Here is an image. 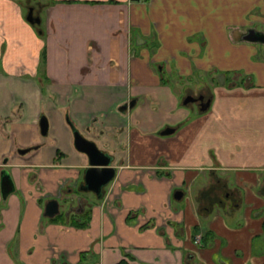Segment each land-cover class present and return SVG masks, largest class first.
I'll list each match as a JSON object with an SVG mask.
<instances>
[{
    "label": "crops",
    "instance_id": "obj_1",
    "mask_svg": "<svg viewBox=\"0 0 264 264\" xmlns=\"http://www.w3.org/2000/svg\"><path fill=\"white\" fill-rule=\"evenodd\" d=\"M249 25L264 0H0V264H264V48ZM200 91L204 112L201 93L184 104ZM76 131L115 179L83 212L45 217L80 197Z\"/></svg>",
    "mask_w": 264,
    "mask_h": 264
},
{
    "label": "water",
    "instance_id": "obj_2",
    "mask_svg": "<svg viewBox=\"0 0 264 264\" xmlns=\"http://www.w3.org/2000/svg\"><path fill=\"white\" fill-rule=\"evenodd\" d=\"M27 21L31 24L39 23V19L33 17L32 11H29ZM243 40L250 43L264 44V33L251 29L243 36ZM195 101V98L188 96L184 100V104L186 105ZM199 106L201 111L204 112L208 109L209 102H204L203 97H201L199 99ZM39 128L41 135L46 136L49 130V124L45 117L40 119ZM74 145L76 150L86 155L89 160L91 168L87 171L85 177L88 189L93 190L97 195H100L101 189L110 183L115 177L116 170L111 166L112 158L99 151L95 143L85 139L77 131L74 132ZM25 152L26 151L24 150L20 151V153ZM12 191H14V188L10 176L6 173H2L1 192L3 197H7L10 193H12ZM182 197L183 193L181 191H177L174 194V199L177 201L181 200ZM58 207L59 204L57 201H49L45 206V217L53 218L58 215Z\"/></svg>",
    "mask_w": 264,
    "mask_h": 264
},
{
    "label": "flooded vegetation",
    "instance_id": "obj_3",
    "mask_svg": "<svg viewBox=\"0 0 264 264\" xmlns=\"http://www.w3.org/2000/svg\"><path fill=\"white\" fill-rule=\"evenodd\" d=\"M91 167H90V165H89V167H88V169L86 170V172H85V175H84V177L82 178V181H80L79 183L78 182H75L74 183V185L72 186V187H69L68 189L69 190H75L76 191V193H74V194H76L77 196H80V197H78V199H77V201H76V207L73 209V207L72 206H69V208H67V209H69V210H67V211H65L64 210V214L65 215H63V216H65L66 218H67V216H69V214L70 213H72V211H74L75 213H81V212H83L84 210H85V206H84V202L86 201H83L82 199L84 198V195L83 194H86V195H89V194H91V195H93L94 197L93 198H90L89 196H85V198L84 199H94L95 198V200L97 199V200H100V199H102L104 196H105V194H106V189H107V187H108V185L115 179V177H114V179L110 182V183H108L106 186H104L102 189H101V194L100 195H97L93 190H90V189H88V187H87V184H86V182H85V177H86V174H87V171L90 169ZM115 176H116V173H115ZM51 201H57V200H51ZM58 202V201H57ZM65 200L62 202V204H59L60 202H58V204H59V207H58V209H59V212H60V207H61V205H63V209H64V206H65ZM68 203H70V204H72V201H70V202H68ZM58 215H60V213L58 214ZM57 215V216H58Z\"/></svg>",
    "mask_w": 264,
    "mask_h": 264
},
{
    "label": "rangeland",
    "instance_id": "obj_4",
    "mask_svg": "<svg viewBox=\"0 0 264 264\" xmlns=\"http://www.w3.org/2000/svg\"><path fill=\"white\" fill-rule=\"evenodd\" d=\"M248 27H252V28H255V29H257V28H261V29H263L264 30V25H261V27H257V25L256 26H254V25H249ZM242 29H244L245 27L243 26V27H241ZM255 29H253V30H255ZM246 32V31H245ZM260 46L261 47H263L264 48V44H260ZM208 80L209 81H213V82H219V83H227V84H229V85H231V84H233L235 81H240V78L239 77H237V76H235V77H233V76H229V77H227V76H219V75H215V74H209L208 76ZM244 82H246V78L245 77H243L242 78V81H241V83L242 84H244ZM195 83H198V81H196L195 79H193V82L191 83V84H188V87L189 88H191L192 90H194L196 87H194L196 84ZM198 86H201V85H198ZM191 93V92H190ZM198 93H201L202 94V96H203V99L206 101V99H207V95H205V93H204V91H200V92H197V93H191V97H193V98H198ZM188 95H190L189 93L188 94H184V97H183V100L185 99V97L186 96H188ZM84 195V197L85 196H89L90 198H93L94 196L93 195H91V194H89V195H86V194H83ZM95 199V198H94ZM62 204V203H61ZM205 204H206V206L208 205V204H210V203H200V202H197L196 203V205L198 206V212H199V214L201 213V214H203V213H205L204 212V208L206 207L205 206ZM175 206H177L178 208H179V206H180V204H174ZM176 209L177 211H179V209ZM60 210H61V212L63 213L64 212V209H63V205H61V207H60ZM199 237V236H198ZM198 237H196V238H194V240L195 239H198ZM203 246V242H202V240L200 239V243L198 244V246Z\"/></svg>",
    "mask_w": 264,
    "mask_h": 264
},
{
    "label": "built area",
    "instance_id": "obj_5",
    "mask_svg": "<svg viewBox=\"0 0 264 264\" xmlns=\"http://www.w3.org/2000/svg\"><path fill=\"white\" fill-rule=\"evenodd\" d=\"M200 243V237L198 239H195V244L198 245Z\"/></svg>",
    "mask_w": 264,
    "mask_h": 264
},
{
    "label": "trees",
    "instance_id": "obj_6",
    "mask_svg": "<svg viewBox=\"0 0 264 264\" xmlns=\"http://www.w3.org/2000/svg\"><path fill=\"white\" fill-rule=\"evenodd\" d=\"M58 216H60V215H58ZM72 225H73V226H76V227H77V226H84V225H79V224H77V223H73V222H72Z\"/></svg>",
    "mask_w": 264,
    "mask_h": 264
}]
</instances>
